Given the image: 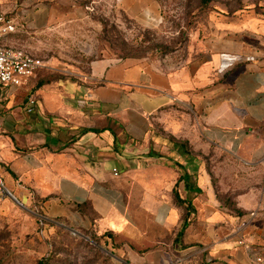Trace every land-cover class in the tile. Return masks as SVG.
Here are the masks:
<instances>
[{
    "label": "crops",
    "instance_id": "0c3cea01",
    "mask_svg": "<svg viewBox=\"0 0 264 264\" xmlns=\"http://www.w3.org/2000/svg\"><path fill=\"white\" fill-rule=\"evenodd\" d=\"M120 2L132 16L142 11L147 19L157 18L155 0ZM31 3L23 0L7 10L0 0V9L15 21V33L51 29L42 20L55 18V8ZM248 30L233 21L217 24L198 51L180 60L106 55L78 80L34 91L32 78L19 88L0 87L4 187L24 202L39 203L47 219L143 244V224L131 202L140 204L146 224L163 230L181 225L184 210L173 188L187 173L189 186L181 181L179 191L194 205L198 223L184 238L205 227L210 260L254 264L264 248V49ZM10 36L4 45L20 48L7 43ZM30 94L37 98L33 114L26 112ZM175 110L188 116L186 124L177 123L179 131L193 143L194 157L208 151L210 170L199 163L182 172L168 164L153 166L154 124ZM229 199L242 215L227 208Z\"/></svg>",
    "mask_w": 264,
    "mask_h": 264
},
{
    "label": "rangeland",
    "instance_id": "374dc122",
    "mask_svg": "<svg viewBox=\"0 0 264 264\" xmlns=\"http://www.w3.org/2000/svg\"><path fill=\"white\" fill-rule=\"evenodd\" d=\"M155 1L157 18L150 20L142 11L132 16L120 0H31V6L44 4L56 12L50 21L42 20L51 28L43 34L30 30L7 40L46 63L31 77L29 90L37 89L38 83L44 87L81 79L92 61L106 55L145 61L184 59L192 50L198 51L217 24L230 21L249 26L250 40L264 49V0H212L208 7L201 0ZM22 2L4 0L7 10L20 7ZM187 117L175 110L155 122V150L152 147L150 152L153 166L168 164L182 172L184 166L199 163L210 170L208 151L203 157H194L193 143L183 139L179 131L177 123L186 124ZM183 151L189 156H183ZM137 185L139 199L143 189ZM12 193L23 206L0 189V264H219L208 257L207 228L203 227L200 234L195 230L190 239L177 243L181 225L163 230L151 222L146 224L139 203L131 202L130 210L137 211V221L143 224V244L120 234L105 236L106 232L95 228L47 219L39 203L24 202ZM227 208L234 215H242L232 200ZM197 223L195 220L191 225ZM198 250L201 253L195 254Z\"/></svg>",
    "mask_w": 264,
    "mask_h": 264
},
{
    "label": "built area",
    "instance_id": "2783aa9c",
    "mask_svg": "<svg viewBox=\"0 0 264 264\" xmlns=\"http://www.w3.org/2000/svg\"><path fill=\"white\" fill-rule=\"evenodd\" d=\"M16 32L14 19L0 9V87L19 88L38 71L46 67L43 59L36 58L20 48L4 45L5 39ZM37 107V98L30 94L27 98L26 112L33 114ZM118 175V170L114 169ZM0 189L6 190L0 174ZM254 264H264V248L254 255Z\"/></svg>",
    "mask_w": 264,
    "mask_h": 264
},
{
    "label": "trees",
    "instance_id": "16d2710c",
    "mask_svg": "<svg viewBox=\"0 0 264 264\" xmlns=\"http://www.w3.org/2000/svg\"><path fill=\"white\" fill-rule=\"evenodd\" d=\"M211 1L212 0H201V3L204 7H208ZM38 85L41 86L42 84L38 83ZM174 142L176 145H178L177 141L174 140ZM183 144L185 145V143H182V145ZM10 173L12 174V176L14 178H16L14 173H12V172H10ZM187 178H188L187 173L182 174L181 177L179 178L178 182L175 184V186L173 188V195H174V200L176 202V205L179 207H182L184 210L183 221H182L181 227H180L179 231L177 232L176 238H175V241L177 243H179V241L182 238H184L187 228L196 220V215H195L196 209H195L194 205L188 199L182 198L180 191H179V183L181 181H185V188L186 189L188 188L189 185L187 182ZM77 208L80 210L84 209V207H81L79 205L77 206ZM104 235L105 236L106 235L107 236H113V233L108 231Z\"/></svg>",
    "mask_w": 264,
    "mask_h": 264
},
{
    "label": "water",
    "instance_id": "95a60500",
    "mask_svg": "<svg viewBox=\"0 0 264 264\" xmlns=\"http://www.w3.org/2000/svg\"><path fill=\"white\" fill-rule=\"evenodd\" d=\"M6 193L10 196V197H12L17 203H19L20 205H22V203H20L19 201H18V199L12 194V193H10L8 190H6ZM23 206V205H22Z\"/></svg>",
    "mask_w": 264,
    "mask_h": 264
},
{
    "label": "bare ground",
    "instance_id": "6f19581e",
    "mask_svg": "<svg viewBox=\"0 0 264 264\" xmlns=\"http://www.w3.org/2000/svg\"><path fill=\"white\" fill-rule=\"evenodd\" d=\"M6 190H7V189H6ZM6 190H5V191H6Z\"/></svg>",
    "mask_w": 264,
    "mask_h": 264
}]
</instances>
